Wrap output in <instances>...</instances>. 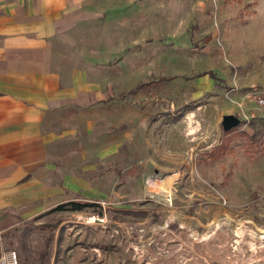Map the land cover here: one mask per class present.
I'll list each match as a JSON object with an SVG mask.
<instances>
[{
  "label": "rangeland",
  "instance_id": "obj_1",
  "mask_svg": "<svg viewBox=\"0 0 264 264\" xmlns=\"http://www.w3.org/2000/svg\"><path fill=\"white\" fill-rule=\"evenodd\" d=\"M116 1L138 14L112 94L88 119H48L42 211L2 249L19 264H264V0ZM227 113L239 133L213 157ZM70 201L84 205L56 208Z\"/></svg>",
  "mask_w": 264,
  "mask_h": 264
},
{
  "label": "crops",
  "instance_id": "obj_2",
  "mask_svg": "<svg viewBox=\"0 0 264 264\" xmlns=\"http://www.w3.org/2000/svg\"><path fill=\"white\" fill-rule=\"evenodd\" d=\"M124 14L134 21L138 8L116 0H0V233L42 211L35 185L41 193L57 136L45 130L48 119H88L112 94L106 71L121 53Z\"/></svg>",
  "mask_w": 264,
  "mask_h": 264
},
{
  "label": "trees",
  "instance_id": "obj_3",
  "mask_svg": "<svg viewBox=\"0 0 264 264\" xmlns=\"http://www.w3.org/2000/svg\"><path fill=\"white\" fill-rule=\"evenodd\" d=\"M224 132L226 133V136L224 137V139H222L220 144H218L215 147L214 152H211V156H213V157H219L220 152L223 151L225 148H227V146L229 145V142L235 136H237V134L239 133L237 128H231V129H228V130H224ZM242 133L244 134V132H242ZM83 205H84V203H81V202L70 201V202H67L66 204L65 203L64 204H60L56 208L57 209H62V208H65L66 206H69V208H71L73 210H80Z\"/></svg>",
  "mask_w": 264,
  "mask_h": 264
},
{
  "label": "built area",
  "instance_id": "obj_4",
  "mask_svg": "<svg viewBox=\"0 0 264 264\" xmlns=\"http://www.w3.org/2000/svg\"><path fill=\"white\" fill-rule=\"evenodd\" d=\"M0 264H19L17 251L13 248L2 249L0 252Z\"/></svg>",
  "mask_w": 264,
  "mask_h": 264
},
{
  "label": "water",
  "instance_id": "obj_5",
  "mask_svg": "<svg viewBox=\"0 0 264 264\" xmlns=\"http://www.w3.org/2000/svg\"><path fill=\"white\" fill-rule=\"evenodd\" d=\"M240 122V119L231 113L223 114L221 119V124L224 130H228L235 127Z\"/></svg>",
  "mask_w": 264,
  "mask_h": 264
},
{
  "label": "bare ground",
  "instance_id": "obj_6",
  "mask_svg": "<svg viewBox=\"0 0 264 264\" xmlns=\"http://www.w3.org/2000/svg\"><path fill=\"white\" fill-rule=\"evenodd\" d=\"M193 129H194V126H190V132H192Z\"/></svg>",
  "mask_w": 264,
  "mask_h": 264
}]
</instances>
